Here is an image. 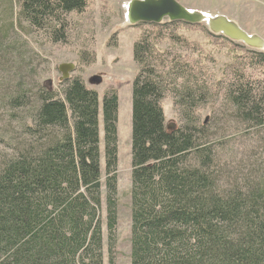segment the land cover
<instances>
[{"label":"trees","instance_id":"1","mask_svg":"<svg viewBox=\"0 0 264 264\" xmlns=\"http://www.w3.org/2000/svg\"><path fill=\"white\" fill-rule=\"evenodd\" d=\"M88 4L0 0V108L18 124L0 132V143L9 147L0 153V264H105L103 188L108 263L115 264L118 93L107 90L100 103L79 74L61 81L60 91L36 81L14 30L27 26L64 41L66 16ZM183 23L146 24L133 45L131 264H264V166L222 168L196 115L209 86L179 55L169 58L157 47L167 35L188 43L177 31ZM245 60L251 70L264 69V52ZM80 61L93 62V54L81 53ZM244 67L234 69L224 106L264 144V83ZM168 94L183 119L173 130L162 106Z\"/></svg>","mask_w":264,"mask_h":264},{"label":"rangeland","instance_id":"2","mask_svg":"<svg viewBox=\"0 0 264 264\" xmlns=\"http://www.w3.org/2000/svg\"><path fill=\"white\" fill-rule=\"evenodd\" d=\"M131 0H89L87 8L81 12L69 13L68 30L64 41L50 40L44 31L21 26L15 30L19 48L27 55L26 59L34 70L36 81L44 82L48 87L61 90L62 74L60 65H74L73 75H81L87 87L96 90L100 103L104 93L113 89L119 96L118 112V185H117V225L114 229L115 246L112 256L115 264H131V133H132V82L138 71L133 60V45L140 34L148 27L146 23L132 25L126 18L127 6ZM191 10L207 13L210 16L223 15L234 21L250 35L264 39V0H177ZM0 9V14L2 13ZM171 22L168 19L159 23L162 26ZM174 22V21H173ZM24 25V24H23ZM17 27V25H16ZM180 36L188 41L180 42L158 38L157 47L169 58L179 55L181 62L201 74L209 86V95L196 109L199 123L206 124L211 133L218 162L226 171H235L237 167L248 163L264 166V144L256 130H248L233 115L231 108H225V88L233 80V71L240 70L246 75L252 74L264 83V69L254 71L247 68L253 52L264 49L250 48L242 42L233 41L237 47L226 40L222 34H212L206 23H183L176 26ZM172 28V27H170ZM208 30V31H207ZM172 33V32H171ZM170 35V33H169ZM115 36V37H114ZM112 38V39H111ZM111 39V40H110ZM116 42V45H113ZM248 51L251 54L248 58ZM92 53L93 62L83 64L80 55ZM161 52V53H162ZM25 73V72H24ZM99 77V83L91 80ZM33 80L32 76L27 78ZM166 126L169 130L181 126L183 119L174 97L168 94L162 100ZM229 107V105H228ZM225 109V110H224ZM9 113L0 108V132L17 129L18 124L8 121ZM101 166L104 175V131L100 110ZM9 147L0 143V153ZM255 153V155H254ZM254 167V165L252 166ZM101 219L103 229V252L105 264H109V231L105 189H102Z\"/></svg>","mask_w":264,"mask_h":264},{"label":"water","instance_id":"3","mask_svg":"<svg viewBox=\"0 0 264 264\" xmlns=\"http://www.w3.org/2000/svg\"><path fill=\"white\" fill-rule=\"evenodd\" d=\"M126 18L132 25L139 23L159 24L163 20L184 21L191 24L206 23L214 34H222L232 41H239L250 48L264 49V39L257 35H250L234 21L226 16H210L197 10H191L177 0H131L127 6ZM61 80H67L74 71V65L65 63L60 65ZM101 79L95 77L93 83Z\"/></svg>","mask_w":264,"mask_h":264}]
</instances>
